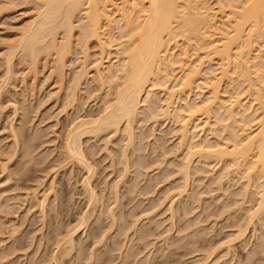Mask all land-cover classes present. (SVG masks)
<instances>
[{
    "label": "bare ground",
    "instance_id": "bare-ground-1",
    "mask_svg": "<svg viewBox=\"0 0 264 264\" xmlns=\"http://www.w3.org/2000/svg\"><path fill=\"white\" fill-rule=\"evenodd\" d=\"M31 1L37 7L36 14H35L36 16H34L27 23V25L23 27V29L20 31V33L15 36V39L12 38L13 40L10 39L11 41L9 40V42H7L8 41L7 40L6 41L7 43H4L7 45V46H5V49L8 48V51L5 50V51H7L5 57L2 58V60H4V58H5V60H4L5 61L4 62L5 67L4 68H5V72H6V75H5L6 77L3 74L5 79H4V77L3 78L0 77L1 80L7 79L9 81L12 78V76L14 75V74H12V70H14L13 71L14 73L16 72L15 69H12L13 67H11V65H12L11 62H13L12 61L13 56L14 55L17 56V54H16L17 52L19 54V57H21L20 59H22V57L24 58L25 56L28 57V59H29L27 62L28 66H26V67H29L33 71V73L36 72L34 75H36L38 73L37 69L39 68L38 66H37L38 68L36 67V63L39 60L40 55H43L42 58H45L44 61H46L48 63V66L50 67L49 76L52 78L51 80L54 81V82L53 81L52 82L54 84L55 83L58 84V86L56 87L59 89L58 92H57V89H54V92H55V90L57 92V93H55L56 96L59 94L61 89L64 88L65 91L68 90L64 94L65 97L62 98V99H64V101L61 100L62 104H63V106L61 105V107H62V109H61L62 111L60 110L61 113H63L64 110L67 113L66 110L69 107L70 110L73 108L74 112H77L76 115L83 111V110H80L81 112H79V109L76 111V109L78 108L77 106H80L78 103V100H77V98L79 97V96H77V91H79V90L82 91V89H80V87L84 83L83 81H85V79H87L89 74H91L89 76L91 79L90 78L89 79L97 83L96 86H98V88H96V90L102 89L101 91H103L104 88H108V87L113 88L112 92L108 89H107V91H106V89H104L105 91L103 93L98 90L100 92V94L102 93L104 95L100 96L101 97L100 100L102 102V105L100 108L98 107V110H96L97 111L96 113L94 112L95 113L94 115H92V112H91L93 109L91 111H89L90 114L86 111L88 114L82 113L80 115L78 114L77 116H75L74 115L75 113L73 112L74 114L70 115V116H73V118L71 120L69 118V121H66L67 119L65 120L66 123L67 122L68 123L65 126L66 130H65L64 134H62L61 135L62 137L60 138V139H62V140H60V141H62V143H61V145H59L61 151L60 152L58 151V156L61 155L60 159L62 162H60L61 164L59 163L60 164L59 167L65 168V166H66L65 169H67V167H70V169H68V173H70V176L73 174L72 171L74 169L76 171V168H77V172L79 171L78 168L79 169L81 168L80 171L82 169L85 170L84 174H86V173L87 174L84 175V178L82 176L81 182H78V183L82 184V187H83L82 190L85 191L86 197H88L86 201H88V204H90V207H91V203L94 206L97 204V203L95 204V202H97V201L100 202L101 200H99L98 192L96 191V193H97L96 194L94 191L95 187L93 189L94 185H92V182L94 180H91L93 178L92 176L94 175L93 173H95V171L97 170V169L96 170L94 169L96 164L94 167L92 164L93 161L95 162V158H94V160H92V162H91V159H92V157H95L94 156V154H95L94 153V149H95L94 146H96L97 144L96 145H94V144L97 143L96 141L98 138L96 139L94 144L92 142L88 143V142H90L89 139H91L92 137L96 138L98 136L100 139V135L102 132L105 133L104 135H107L106 133H109V135H112L114 137V136H116V133L120 131L122 136L120 134L121 137L119 139L118 138L119 136L117 133V136H118L117 138L119 140L116 138L117 142H114L117 144L121 143V144H118L119 145L118 146L119 147L118 152H119V157L121 159V161L119 163L122 164V162H123L124 166H122L123 168L119 169V173L121 170V172L123 174H119V175L126 174L128 172L129 167L133 166V165L135 166V169H136L135 170L133 168V171L135 170L134 174H135V172L138 171L139 173H137V174H139V175L143 174L144 175V173H142L144 171V168L148 165L150 167V164L148 163V165H147L148 161L146 162V164H144V162L142 160L144 156L141 159V157H140L141 155L139 156V153H138V155L136 154L135 157L133 154L136 153L135 149L138 152L141 150L140 149L141 148V145H140L141 141H139V140H141L142 138L143 139L146 138L145 137L146 135H144L145 138L142 137L143 134H145L146 132H143V128H142V131L140 130L141 131V133H140L139 129L137 128L139 133L137 132V130H136V132L138 134L135 133L134 132V129L136 128L135 123L139 122L138 124L140 125V123L143 120L144 121H146L148 119L151 120V118L156 120V119H158V117H161V119L163 121L165 120L164 123L167 122L166 119L172 120L175 122L176 121L180 122V124L178 126L179 132L177 130V132L179 134L177 136H179L178 139L180 141L178 143H179L180 147L181 146L183 147V145H185L184 146L185 148L187 147L186 148L187 150L185 149V152L184 151L182 152V150L179 151V152H181V154L184 153V155L182 154L181 157L179 155V157L181 158L180 161L178 158H177L178 160H175L176 164L173 163L175 168L173 169L172 168L173 166H171L172 170L169 169V170H171V172H173V170H174L175 172H177V174L180 175V178H178V179H181V183L179 182L180 186L177 185L178 191H176V192H178V194L179 193L181 194L182 191L184 192V190H186V188H188V182L193 175L195 176V174L199 173V172H201V175L203 174L201 165L205 164V165H208L207 167H209L210 165H212L210 163H213V162L215 163V161H216V163H218V161L222 162L225 159L224 160L225 163H224L223 167L221 166V169H220L218 175L216 176L217 178L214 176L212 177V175H211L212 172L209 171L210 172L209 175H211L210 177H212V178H209L210 181L211 182L217 181L218 187L220 190V188L223 187L222 184L224 182L223 180H221V178L224 176L225 180L228 182L233 177L232 174H235L234 176H238V178H242V179L245 178L244 183L241 182L242 186L240 188H243V193L245 192V194H249V192L251 191L252 181H253V180L252 181L250 180V178H252L250 173H252L253 175L255 174L257 176V179L259 180L258 185H256L257 186L256 188H258V190H256V195H257L256 206H254V207L251 206L252 208H248L246 210L245 214L242 213L243 214L242 216H244L247 219V220L245 219L246 224H249L252 221H255V219H257V220L260 218L262 219V216H264V50H263L264 48L261 46L264 45V0H220V1L217 0L221 3L217 4L219 2L215 1V3L218 5V9L216 7V10L213 7H212L213 9L211 8L212 5L210 6L209 0H31ZM224 8L226 9V11L223 10ZM217 10L218 11L223 10L221 16H219V17L216 14L218 12ZM221 11L219 13H221ZM177 39H180L179 41L182 40L181 43L179 42L180 44H178ZM256 41L258 42V44H261L260 47L258 46V50H257V48H255V47H257L256 46L257 44L255 45ZM252 45H255L254 48L257 51H255V49L252 48L253 47ZM190 47L193 50H195V52H197L196 50H198V52L199 51L201 52V53L197 52L198 53L197 54L195 52H192V50H191L190 56L196 57L195 59L193 57V59H194L193 61H190L192 58L191 57L188 58V55H187L189 53L188 49ZM90 48H96V50L94 49V51L91 50L94 53L93 57H95V59L94 58L91 59V56L93 53L90 52V50H89ZM260 48L263 50V53L261 52L262 50ZM189 51H190V49H189ZM20 53L22 56H20ZM193 53L195 55H193ZM73 54H76L77 56L73 55ZM110 54L111 55L113 54V55L111 56ZM0 57H1V55H0ZM16 58L17 57H15V59ZM17 59H19V58H17ZM70 60H73V61H70ZM214 60H215V62H214ZM26 61H27V59L25 61L23 60V62H26ZM87 61L92 62L94 64L91 63V65L89 64V66H88ZM72 62H74V63H72ZM104 62L106 64H104ZM47 63H44V64H47ZM68 63L72 64L73 66L77 65V67H76L77 69L73 68V66L70 67L71 65L69 66ZM1 65H4V64H1ZM92 66H93V73H90V72H88L89 71L88 68L90 69V68H92ZM67 67H68V69H67ZM69 68H72L71 69L72 75L69 74L70 73L68 71ZM31 70H30V72H32ZM231 73H234V74H231ZM26 74H28V72ZM66 74H68V77H69V75L71 76V77H69L71 80L70 82H69V79H65L67 77ZM16 75H18V74H16ZM16 75H14V77ZM230 75L231 76L235 75V76L232 78ZM23 78H24V76H23ZM46 78H48V77H46ZM223 78L227 79L225 81V84H224L226 86H223V88L225 87V89H227L226 91H230V89L232 90L229 92V96L227 95V98L223 97L221 95V93L223 91L221 89L222 88L221 82H223ZM117 79H119L120 81L118 82ZM233 79L235 81L237 80L238 85H240V86H238L240 91H237L238 89H236L237 84L234 85V86H236V88H233L239 94H237L232 89L231 82ZM65 80H68L67 85L65 84V82H66ZM92 81H90V82H92ZM68 83H70V84H68ZM233 83H234V81H233ZM87 84H89V83H87ZM95 84H94V86H95ZM229 84L231 86L230 89H229ZM0 85H1V83H0ZM2 86H3V84H2ZM4 88H5V86H4ZM8 90H10V89H8ZM63 90H61V91H63ZM246 90H247L248 96L252 95L254 100L256 99L255 100L256 105L254 104L255 106H253V103H252L253 99L251 100L252 105H250L251 103L248 105L249 101H248V103H247V101L245 103L244 102L245 100H243L244 97L242 99H239L242 96V93H243L242 91L246 92ZM2 91H5V90H2ZM108 91H110V92H108ZM6 92L7 91H5V93ZM248 92L250 93V95ZM52 94H54V93H52ZM50 95H51V92H50ZM80 95H82V94H80ZM223 95H225V94H223ZM237 95H241V96L237 97ZM85 96L83 98L87 99L89 95H87V97H85ZM109 96H111V97L109 98ZM194 96H195V98H194ZM52 97L56 98L55 96H52ZM50 98H51V96H50ZM13 100H14V97H13ZM83 100H85V99H83ZM100 100H99V102H100ZM223 100H229V102H228L229 106L224 105ZM249 100H250V97H249ZM79 101H80V99H79ZM16 102H19V101L17 100ZM77 103H78V105H77ZM100 103H99V105H100ZM95 104H96V102H95ZM23 106H24V104H23ZM226 106H228V107H226ZM25 107H23V108H25ZM82 108H84V107H82ZM60 111L58 113H60ZM26 112H29V111L27 110ZM218 112L220 113L219 117H221L220 122H222L223 120L225 121L224 124H222L223 122L221 124H219L220 122H218V124L220 126V128L217 127V128H219L218 130H220V132H223V133L225 132L224 131L225 128L229 129L230 132L232 131L231 134H230V132L228 134V136H230L231 140L234 142L232 145L230 144L231 145L230 149H228L230 147V145H227L226 140H225L226 136H223L225 138L221 137V140H224V141H221L220 139H217V137L216 138L214 137L216 139L215 143H209V142L204 143V141H208L209 137L211 138V136H209L211 133L210 130L212 129L210 118L212 116H215V118H216L217 114H214V113H218ZM66 113H65V115H66ZM199 117H201V119ZM25 118H27V117H25ZM215 118H213L214 121H213L212 125L215 124V126H217L218 125L217 124L218 118L217 119H215ZM153 121L151 120V122H153ZM26 122H27V120H26ZM156 122H157V120H156ZM156 122L154 121L153 123H156ZM159 122H161V124H162V121H158V123ZM175 122H173L174 125H175ZM178 122H176V124ZM17 124H19V123H17ZM143 124H144V122H143ZM208 124L210 126H208ZM139 125H138V127H139ZM154 126H155V124H154ZM254 126H255V128H254ZM24 127H26V126L24 125ZM142 127H144V126H142ZM147 127H148V125H147ZM152 127H153V125H152ZM213 128L215 129V127H213ZM251 128H253L254 130H252ZM171 129H173V128H171ZM196 129H198V132L200 131L202 133L201 135H204V137H201L199 134L200 132H199L197 135L198 137H196L197 138L196 139L194 137V135H196V133H197ZM205 129L208 130V132H206ZM21 130H22V125L20 126V131H19V129L18 130H15L14 128L12 129V133H13L15 143L16 142L20 143V141H21V140H19L20 139L19 137H21V135H23V133H22L23 131H21ZM146 130H147V132H149L148 128H146ZM152 130H151V132H152ZM36 131L34 129L35 133H36ZM40 131L41 130H39V132ZM153 131H155V130H153ZM142 132H143V134H142ZM223 133L221 134V136L224 135ZM41 134L43 135L44 133L42 132ZM139 134H141V135H139ZM37 135H38V133H37ZM37 135H35V136H37ZM102 135H101V138H102ZM138 135L140 137H138ZM149 135H150V133H149ZM149 135H147V137ZM35 136H33V137H35ZM238 136H239V139L235 138ZM59 137H60V135H59ZM104 137L107 138L108 136L107 137L104 136ZM156 137L157 136L155 134L154 138H156ZM105 138L103 139L105 142L106 141L108 142V139H110V138H108L105 140ZM3 139H4L3 137H0V142H2ZM26 139H27V136H26ZM113 139H115V138H113ZM113 139H111V140H113ZM159 139H162V136ZM155 140H158V139H155ZM165 141H163V142H165ZM107 142L104 144L108 145ZM110 142H112V141H110ZM23 143L27 145L28 142H27V140H23ZM229 143L230 142H228V144ZM1 144L2 143H0V146H1ZM144 144H147V143H144ZM148 144H150V143L148 142ZM181 144H183V145H181ZM106 145H105V147H106ZM147 145H145V146H147ZM152 145H154V144H152ZM155 145H156V142H155ZM157 145H159V144H157ZM163 145H162V147H163ZM14 146L17 147L16 144ZM33 146L34 145H32V147ZM115 146H117V145H115ZM28 147L29 146L27 145V147L24 148V151L19 148L21 151H23V153H21V154H23L22 156L27 155L26 151L31 153L29 151L30 149L33 152V148L30 146L28 149ZM137 147H140V148H137ZM153 147H152V149H153ZM155 147H157V146H155ZM158 147H160V146H158ZM162 147L160 149H163ZM157 148H155V149L157 150ZM169 148L167 149L169 151L168 154L173 153L171 151V149L169 150ZM164 149L166 151L165 146H164ZM0 150H2V149H0ZM113 150H115V149H113ZM156 150H155V152H156ZM160 151H164V150H160ZM160 151H158V152H160ZM6 152L7 151L5 150V155L7 154ZM18 152H20V151H18ZM97 152H98V150H96V153ZM108 152H109V150H108ZM116 152H115V154H118V152L117 153ZM176 152H177V150H176ZM176 152H174V153H176ZM129 153H130V156H129ZM9 154L12 157L14 156L12 154V152H10V151H9ZM108 154H109V156H110V154H111V156L113 155V159H115L114 158V155H115L114 152H113V154H112V152L108 153ZM131 154H132V157H131ZM165 154L166 153H164L163 155H165ZM158 155H160V154H158ZM163 155H162V157H163ZM156 156H154V157H156ZM174 156H178V155H174ZM34 157H36V156H34ZM130 157H131V160H130ZM148 157H151V156H148ZM159 157H161V155ZM195 157L197 158V162H199L200 164L202 163L201 165L199 163H198L199 164L198 166L192 165L193 163L194 164L196 163L194 161ZM22 158H24V157H22ZM145 158H146V154H145ZM60 159L58 158V160H60ZM155 159L152 158L151 161H149L151 163V167L154 166L157 162L159 164V160L161 158L156 159L157 162L154 164L153 161H156ZM173 159H174V157H173ZM9 160H10V158L7 159V161H9ZM31 160H32V158H31ZM31 160L28 162L31 163ZM145 160H147V159H145ZM170 161H172V160H170ZM170 161H169V163H170ZM176 161H178V162H176ZM36 162L37 161H35L34 163H36ZM161 162H163V161H161ZM161 162H160V164H161ZM24 163L27 164L26 162H24ZM40 163H41V161H40ZM5 164H6V162H5ZM152 164H154V165H152ZM170 164H172V162ZM7 165H8V163H7ZM7 165H4L3 167L5 168ZM67 165H69V166H67ZM25 166H24L25 169L29 168V166H28V168H27V165H25ZM167 166L164 165V168ZM169 167H170V165H169ZM17 168H18V166H17ZM142 168H143V171H142ZM210 168L212 169L211 166H210ZM25 169H22V171H25ZM211 169H209V170H211ZM248 169H252V171H250ZM14 170H15V172H17L16 170H18V169H14ZM242 170H244V171H242ZM22 171L20 170L19 173H22ZM63 171L65 172L66 170L63 169ZM162 171H164V169ZM240 171H242L244 173L241 175ZM248 171H249V173H247ZM10 172H12V171H10ZM13 172H12V174H15V172L14 173ZM129 173H131V172H129ZM167 173H170V172H167ZM206 174H208V173L206 172ZM10 175H11V173H10ZM16 175H17V173H16ZM18 175L20 176V174H18ZM171 175H170V178L172 177ZM124 176H126V175H124ZM133 177H135V176H133ZM167 177H168V174H167ZM199 177H201V176H199ZM8 178L12 179L10 177H8ZM126 178H129V177H126ZM198 178L196 177L194 179H196L198 181ZM218 178H219V180H218ZM15 179H16V177H15ZM72 179L70 178V180H72ZM124 179L122 181L125 182ZM161 179H163V178L161 177ZM115 180L117 181V183H115ZM130 180H129V182L131 183L133 180L132 181H130ZM136 180L137 179L135 178V181H133V182H136ZM201 180L202 179H199V181H201ZM6 181L8 182V180H6ZM11 181H13V180H11ZM75 181H76V179H75ZM78 181H80V180H78ZM113 181L115 183L113 185L114 190L112 191L108 187V189L110 190V191L109 190L108 191L111 194L109 193L110 195H108L107 199L110 196L111 202L110 201H109L110 203L107 202V205H109V206H107L108 207L107 210H106V208H104L106 216L100 212L98 214H101L102 216H104V218L107 217L105 219H109L110 225L111 226L113 225V227H115L114 223L120 217L119 213L121 212V209H122L120 207L121 201L119 202V200L121 199V197H120L121 191L119 190V183H121V182L118 183V181H120L119 178H118V180L113 179ZM210 181H208V182H210ZM129 182H127V183H129ZM194 182H196V181H194ZM137 183L136 184L134 183L132 185L136 186ZM197 183H199V182H197ZM8 185H10V183ZM58 185L59 184H57V186ZM108 185H110V183ZM127 185H130V184H126V186ZM168 185H167V187H168ZM175 185H176V183H175ZM175 185H171V186L174 187ZM13 186L14 185L12 184L11 187L14 189ZM68 186H69V184H68ZM135 186H133L132 188L134 189ZM233 186H235V185H233ZM169 187H168V190H170L172 188V187L171 188H169ZM178 187H180L181 189L179 190ZM203 187H205V185ZM128 188H130V187H128ZM136 188H138V187L136 186ZM13 189H11V190H13ZM227 189H224V190H227ZM54 190H56V189H54ZM103 190L101 192H103ZM144 190L146 191L147 189H144ZM144 190H143V192H141V191H139V192L145 193ZM150 190H151V188H150ZM3 191H5V190H3ZM6 191H8V190H6ZM133 191L131 192V189H130V193L136 194L138 192L137 191L135 193V190H133ZM127 192H128V190H127ZM87 193H88V195H87ZM141 193H139V194H141ZM148 193L149 192H147L146 194L148 195ZM243 193H241V194H243ZM3 194H5V192H3ZM6 194H7V192H6ZM6 194H5V196H6ZM46 194H48V193H46ZM56 194H53V195H55V197H57ZM71 194H72V192L69 194L70 197H68V199L72 197ZM121 194H123V193H121ZM178 194H176V195H178ZM239 194H240V191H239ZM13 195H11V196L9 195V196L12 197L13 200L14 199L16 200L19 194L16 195V198L13 197ZM81 195H82V193H81ZM123 195L125 196V194H123ZM84 196H85V194H84ZM102 196L103 195L101 194L100 199H102V201H104ZM124 196H122V197H124ZM166 197H168V196H166ZM57 198H58L57 200H59V197H57ZM141 198H143V197H141ZM192 198H193V196H192ZM9 199H8V201H9ZM176 199H178V198H176ZM130 200H131V198H130ZM5 201H4V203H5ZM8 201H6L5 204H7ZM12 201H11V203H12ZM39 201H40L39 205L42 209V215H44L43 212L45 211V208L48 209V206H47L48 203L52 202V205L54 203H55V205H57L56 199H55V202L54 201L47 202V196L46 195L42 198V200L40 199ZM90 201H91V203H89ZM144 201H142V203ZM242 201H243V198H242L241 202ZM138 202H140L139 199H138ZM160 202H162V201H160ZM4 203H3V205H4ZM11 203H9L10 206L12 205ZM153 203H154V201H153ZM173 203H175V202H173ZM173 203L170 202L171 205ZM181 203H183V202H181ZM181 203H180V205H181ZM9 204L5 206L6 208L9 207L8 209H10L12 207V206L10 207ZM13 204L15 205V202ZM58 204H60V203H58ZM62 204H61V207H62ZM104 204H105V201H104ZM104 204L102 203L103 207H104ZM110 204H112V205L110 206ZM122 204H123V201H122ZM135 204L133 207L131 205V207H130L131 210L132 209L134 210V208L136 206ZM155 204L158 205V203H154V205ZM170 204L168 203V205H170ZM239 204H241V203H239ZM55 205H53L54 211H56ZM152 205L149 208L153 209L154 205L153 206ZM171 205L168 207L167 210L168 211L170 210L169 211L171 213L170 219H171V221H173L174 219H173L172 215H174V211L177 210V208L172 205L173 207L176 208V209H174ZM50 206H49V210L52 208V207L50 208ZM13 207H12V209H14ZM100 207H101V205H100ZM124 207H127V206H124ZM138 207H139V205H138ZM141 207H142V205H141ZM17 208H19V205L17 206ZM57 208H60V207H57ZM92 208H94V207H92ZM92 208H90V209H92ZM95 208H94V211H95ZM119 208H121V209H119ZM242 208H244V207H242ZM90 209L88 212H92V211H90ZM99 209H100L99 211L103 212V210H102L103 208L102 209L99 208ZM146 209L144 211H146ZM152 209L150 211H152ZM66 210H68V209H66ZM127 210H128V208H127ZM189 210H190V208H189ZM62 211H65V210L62 209ZM96 212H98V211H96ZM139 212H140V210H139ZM148 212H149V210H148ZM13 213H15V212H13ZM58 213H56V214H58ZM144 213L141 212L140 214L138 213V215L142 216L141 214H144ZM149 213H151V212H149ZM149 213H145V214L148 216ZM183 213H185V212H183ZM6 214H7V212H6ZM53 214L54 213H52V215ZM86 214L87 213L81 214L78 217L79 220H78V218L76 219L78 222L76 221L77 223L75 222L76 223V224L74 223L75 225L72 223L73 226L71 225L72 226L71 228L67 227L69 229L66 231L65 234H63L62 237H57V240L55 241V242H57V243H55V246H56L55 250L57 249L58 252H56V254H55L54 253L55 251H53L54 254L51 252L52 255L50 256V254H49V256H48V257H50V258H48V260H50V262L53 261L52 264H64L62 262L64 261V257L66 255H69V256H66L67 258L68 257H69V259L72 258L71 257L72 251H70V250L72 248H74L73 242L76 243V241L73 239L74 238L73 235H74V232H77V229H80V227H82L84 225V223H86L85 222V219L87 218ZM92 214H94V212H92ZM128 214H129L128 215V217H129L130 213H128ZM5 215L3 217H6ZM8 215H10L9 212H8ZM54 215H53V218H54ZM58 215H56V216H58ZM89 215H90V213H89ZM101 215H98V217ZM122 215H123V213H122ZM45 217H47V215ZM60 217H62V216H60ZM93 217H94V215L92 216V218ZM98 217H97V221H98V219L99 220L102 219L101 221H103V218H98ZM136 217H138V216L136 215ZM150 217H152V216L150 215ZM244 217H242V218L244 219ZM88 218L90 220L91 216ZM95 218H96V216H95ZM95 218H94V220H96ZM134 218H135V216H134ZM45 219L46 218H44V220ZM135 219H137V218H135ZM10 220H11V218L9 219V221ZM134 220H132V221L134 222ZM148 220H149V218H148ZM61 221H62V219H61ZM86 221H88V219H86ZM10 222H12V220ZM13 222H14V219H13ZM47 222H48V220H47ZM98 222H100V221H98ZM133 222H132V224H133ZM242 222H243L242 224H244V221H242ZM51 223H52V221H51ZM6 224L8 225V223H6ZM10 224L11 223H9V225ZM132 224L130 223V225H132ZM242 224H240V226ZM252 224H254V223H252ZM7 225H5L6 229L8 227ZM172 225H173V223H172ZM61 226H64V225L61 224ZM92 226H93V224H92ZM111 226H108V227L111 229V228H113ZM191 226H192V224H191ZM245 226L246 225H244V228H246ZM136 227H138V226H136ZM11 228H15V227H12V224H11ZM59 228H60V225H59ZM105 228H107V227H105ZM15 229H14V231L16 232ZM104 229H103V231H104ZM54 230H56V229H54ZM99 230H100V228H99ZM8 231H9V229H8ZM238 231H239V234L237 233L238 237H239V235L241 237L242 234L244 235V233H245L243 230H242L243 233L239 229H238ZM240 231L242 234L240 233ZM3 232H5V231H3ZM7 232H6V234H8ZM93 232H94V230H93ZM102 232L100 234H102ZM12 233H13V231H12ZM12 233L10 231L9 234H12ZM16 235H18V234H16ZM87 235L88 234H86V236ZM102 235H100V236H102ZM114 235L115 234H113V237H114ZM92 236H94V235H92ZM95 236H97L98 239L100 240L101 237H99V235L95 234ZM167 237L168 236H166V239H167ZM16 239H17V237H16ZM18 239L20 240L21 238L18 237ZM102 239H101V242H102ZM105 239H106V237H105ZM12 240H14V239H12ZM99 240L96 241V243L97 242L99 243L100 242ZM18 242H20V241H18ZM26 242H24V243L26 244ZM122 242H123V240H122ZM77 243H78V241H77ZM123 244H121V245H123ZM22 245H23V243H22ZM5 246H3L4 249L3 248L0 249V260L6 258L7 255L9 254V252L7 250H5ZM19 246H17L18 250L20 248ZM57 246L59 249L57 248ZM74 246H75V244H74ZM76 246H78V244ZM117 246H119V245H117ZM15 247H16V245L13 248L11 247L12 248L11 250H13L12 253H14ZM93 247H94V245H93ZM120 247L121 246H119L117 248H120ZM145 247H146V249L148 248L147 246H145ZM232 248H233V246L231 247V249ZM77 249H80V248H77ZM107 249H109V248H107ZM97 250H98V247L96 249V253H97ZM111 250H113V249L111 248ZM226 250H227V248H226ZM226 250H224V251H226ZM228 250H229V248H228ZM119 251H120V249H119ZM93 252H94V254H96L95 251H93ZM21 253H23V252H21ZM135 253H137V252H135ZM109 254H112V253H109ZM93 255L91 254V256H93ZM148 255H150V254L148 253ZM99 256H101V254H99ZM122 256H125V254ZM9 257L11 258L13 256H9ZM9 257L6 258V261L12 262ZM66 257H65V260L67 259ZM109 257H111V256H109ZM133 257H131V258H133ZM135 257L137 258V256H135ZM95 258H97V255H95ZM99 259H100V257H99ZM107 259H109L108 256H107ZM125 259H127V258L125 257ZM45 260L48 261L47 259H45ZM91 260H93V259H91ZM10 262H7V263L9 264ZM69 262H68V264H69ZM203 262L204 261H202V260L201 261L198 260V261H194L193 264H204ZM14 263H15V261H14ZM65 263H66V261H65ZM12 264H13V262H12ZM26 264H27V261H26ZM48 264H49V262H48ZM71 264H75V262H73V263L71 262ZM92 264H93V262H92Z\"/></svg>",
    "mask_w": 264,
    "mask_h": 264
},
{
    "label": "rangeland",
    "instance_id": "rangeland-1",
    "mask_svg": "<svg viewBox=\"0 0 264 264\" xmlns=\"http://www.w3.org/2000/svg\"><path fill=\"white\" fill-rule=\"evenodd\" d=\"M215 1H217V0H209L210 6L212 5L211 8L213 7L216 10V7L218 9V5L217 4H220L221 2H219L220 1L219 0V1H217L219 3L216 4ZM36 10H37V7H36V5L31 0H0V55H1V57H0L1 58L0 59V77L1 78H3L6 75L5 68H4L5 67V63H4L5 62L4 61L5 58H4V60H2V58L5 57V55H6L7 51H8V48L5 49V46H7V45L4 44V43L9 42V40L12 39V38L15 39V36L20 33V31L23 29V27L26 26L27 23L34 16H36L35 15L36 14ZM223 10L226 11L225 8ZM220 11L221 10H219L216 13L218 15V17L221 16V14H222V11H221V13H219ZM177 40H178V44H180L181 41H182V40L179 41L180 39H177ZM255 45L257 47H255ZM255 45H252L253 46L252 48L255 47V48H257V50H258V46L259 47L261 46V44H258L257 41H256ZM261 47L264 48V45L261 46ZM94 49L96 50V48H90L89 50H90L91 53H93L92 51H94ZM189 49H190V51H189ZM189 49H188V52L189 53L187 52L188 53L187 55H188V58H190V57L192 58L190 61H193L196 57L190 56V53H191V50H192V52H195V50H193L191 47ZM5 50H7V51H5ZM257 50L255 49V51H257ZM263 50L261 51L262 53H263ZM196 51L198 52V50H196ZM197 52H195V53H197ZM198 53H201V52L199 51ZM16 54H17V56L16 55L13 56V59H12L13 62H11L12 63L11 67H13L12 69H15V71H16L15 73L18 74V75H16L13 72L14 70H12V74L16 75L15 76L16 78L14 77V75L12 76V78L14 77L15 79L14 78L13 79L11 78L8 81L7 79L4 80L6 76L2 80L0 78V83H1V85H0V88H1L0 89V137H3L4 138L3 141L0 142V143H2L1 146H0V149H2V150H0V153H1L0 154V163H1L0 164V166H1L0 167V194H1L0 195V199H1L0 200V205H1L0 206V237H1L0 238V243H1L0 244V249L3 248V246L6 245L5 246V250H7L9 252V254L7 255V257L13 256L11 258L9 257L10 260L13 262V264H26V261H27V264H46V263L48 264V262H49V264H52L53 261L50 262V260H48V258H50V257H48V256H49V254L51 256L52 253H53V251H55L54 252L55 254H56V252H58L57 249H56L57 251L55 250V248H56L55 243H57L55 241L57 240V237H62L63 234H65L66 231L69 229L67 227H70L71 228L73 226L72 223L74 224L77 221L76 219L81 214H83V213H87L86 214V216H87L86 219H88V221H86V219H85V222L86 223L83 222L84 225L83 226L81 225L82 227H80V229H77V232H74V235H73L74 238L73 239L76 241V243L73 242L75 244V246L73 244V247L74 248H72L70 250V251H72L71 252V257L72 258L69 259V257L68 258L66 257V256H69V255H66L65 257L67 259L65 260V257H64V261L62 262L64 264H68L69 261H70L69 264H71V262L72 263L75 262V264H92V262H93V264L95 262H96L95 264H193L194 261H198V260L199 261H201V260L204 261L203 262L204 264H264V219H263L264 216H262V219L261 218L258 219V220L255 219V221H252L249 224H246L245 223L246 222L245 221L246 218L244 216H242L243 215L242 213L245 214L246 213V210L248 208H252V207L256 206V200H257L256 190H258V188H256L257 187L256 185H258V183H259V180L257 179V176L255 174L253 175L252 173H250V175H251L252 178H250V177L249 178H250L251 181L252 180L253 181H252L251 191L249 192V194H245V192L243 193V188H240L242 186V183H244V181H245L244 179L245 178H243V179L242 178H238V176H234L235 174H232L233 177L228 182L225 180V178L223 176L221 178V180L224 181V182L222 181L223 182V184H222L223 187L220 188V190H219L218 182L216 180H215L216 182H211L209 178H212L213 176L216 177L218 175V173H219V171L221 169V166L223 167V165L225 163V161H224L225 159L222 162H219L218 161V163H216V161H215V163L214 162L213 163H210V164H212V165H210L212 167V169L214 168L212 170L210 168V166L207 167L208 165H205V164L204 165H201L202 163L200 164L199 162H197V158L195 157L194 161L196 163L195 164L193 163L192 165H197L198 166L200 164L202 166V173L203 174L201 175V172L196 173L195 176L192 174L193 176L190 178V180L188 182V188H186V190H184V192L182 191L183 193L182 192H181V194L179 193L180 194L179 195L178 192H176V191H178L177 185L180 186L179 182L181 183V179H178V178H180V175L177 174V172H175L174 170H173L174 173L171 172V170H172L171 169V166H173L172 167L173 169L175 168V166L173 164V163H175V160H178L179 159V161H180L181 160L180 157L182 156V154L184 155V153L181 154V152H179V151L182 150V152L183 151L185 152V149L187 147L185 148L184 147L185 145H183V144H181V145H183V147L182 146L181 147L179 146V143L178 142H180V141L178 139L179 136H177V135H179L178 134V132H179L178 126H179L180 122H178V121H176V122H178L176 124L175 121L166 119L167 122L164 123L165 120L163 121L161 119V117H158V119H156L157 122H156V120H154L153 118H151V120L152 121L154 120L156 123H153L154 121L151 122L150 119H148L149 121L146 120L147 122L143 120L140 123V125L138 124L139 122L135 123V126H136V128L134 129V132L135 133H137V132L139 133L140 130L142 131V128H143V132H146L145 134H143V132H142V134H143L142 137H144V135H146L145 136L146 138L144 137L145 139L142 138L141 140H139V141H141L140 142L141 143L140 144L141 145V148L140 147H137V148H140L141 150L142 149L143 150L142 151L140 150L141 152L140 151L138 152L135 149L136 153L135 154L132 153L134 155V157H135L136 154L138 155V153H139V156L141 155L140 156L141 159L144 156L143 159H142L143 162H144V164H146L147 161H148L147 162V165H148V163L150 164V167H149V165L146 166L144 168V171H143V168H142V171H143L142 173H144V175L143 174H141V175L137 174V173H139L138 171L135 172V174H134V171L136 170L134 165L129 167L128 172L126 174H124L126 176L119 175V174H123L121 172V170H120V173H119V169L123 168L122 166H124L123 162H122V164L119 163L121 161V159L119 157V152H118L119 151V149H118L119 148L118 147L119 145L118 144H121V143H118L117 144V143H114V142H117V139L118 138L120 139V137L122 136V134L120 133V131L117 132L119 137L117 136V133H116V136L113 137L112 135H109V133H106L107 135H104L105 133L102 132L101 135L103 134L104 136H106V137L108 136V137L105 138L102 135V138H101V135L99 134L100 135V139H99V136L96 137V138L95 137L94 138L92 137L91 139H89L90 142H88V143H91L92 142L94 144V142L98 138L97 141H96L97 143L94 144V145L97 144L96 146H94V148H95L94 149V153L96 155L94 154L95 157H92V159H91V162H92V160H94V158H95V162L96 163L93 161L92 164H93V167L96 164V166L94 167V169L95 170L97 169V170L95 171V173H93L94 175L92 176L93 178L91 180H94L93 182L95 184L92 182V185H94L93 186V189L95 187V190L94 191H95V193H96V191L98 192L99 200H101L100 201L101 203L98 202V201L95 202V204L96 203L97 204L94 205V206H93V204L90 201L89 202V203H91V207H90V204H88V201H86L88 197H86L85 191L82 190L83 189L82 184L81 183H78V182H81L82 176L84 178V175L87 174V173L84 174L85 173V170L82 169L80 171L81 168L80 169L78 168L79 171L77 172V168H76V171L74 169L72 171L73 174L71 173L72 175L70 176V173H68V169H70V167H67V169H65L66 166H65V168L62 167L64 170H66L65 172L63 171V169L61 167H59V165L61 164L60 162H62L61 159H60L61 158V155H60L61 153L59 154L60 156H58V151L59 152L61 151L59 145H61V143H62V141H60L62 139H60V138L62 137L61 135L64 134V132L66 130L65 126L68 123V122L66 123V121H69V118H70V120L73 118V116H70V115H72V114L75 113L74 115L77 116L78 114L79 115L82 114V113L83 114L84 113L86 114L87 112L90 114L89 111H91L92 109L93 110L91 112H92V115H94L97 112L96 110H98V107L100 108L101 105H102V102L100 100L101 99L100 96L101 95H104V94H102L105 91L104 89H106V91L108 89V90H110L112 92V89L113 88H109V87L108 88H104L103 91H101L102 89L101 90H99V89L96 90V88H98V86H96L97 83L94 82V81H92V80H90L91 78L89 76L91 74H89L88 77H87V79H85V81H83L84 83L81 85L82 88L80 87V89H82V91H80V90H79L80 92L77 91V96H79L78 98L80 99V101H79L78 98H77V100H78V103H79V105L81 107L80 106H77L78 108L76 107L77 108L76 111L78 109H79V112H81L80 110H83V111L81 113H78L76 115L77 112H74V109L73 108L70 110V108L68 107L67 110H66L67 113L65 112V110L63 111V113H61V111H62L61 110L62 109L61 105L63 106L61 100L64 101V99H62V98L65 97L64 94L68 90L65 91V89L63 88L64 90L63 89H61L63 91L60 90V92L58 94L59 96L58 95L56 96L55 93H57L58 90H59L58 88H56L58 86V84L57 83L54 84L53 83L54 81L51 80L52 78L49 76L50 67L48 66V63L46 61H44L45 58H42L43 55H40L39 60L36 63V67L37 66L39 67V68L37 67L38 68L37 69L38 70L37 71L38 73L36 74L37 75L36 76V75H34L36 72L33 73V71L29 67H26V66H28V63H27L28 60H29L28 57L25 56L24 57L25 59L22 57V59L24 61L27 59L26 62H23V60L20 59L21 57H19L18 52ZM73 55H76V54H73ZM93 55H94V53L92 54L91 59H93V58L95 59V57H93ZM193 55H195V54L193 53ZM20 56H22L21 53H20ZM15 57H17L19 59H17V58L15 59ZM193 57H194V59H193ZM70 61H73V60H70ZM214 62H215V60H214ZM44 63H47V64H44ZM72 63H74V62H72ZM91 63L92 62H88L87 65L88 66H89V64L91 65ZM1 64H4V65H1ZM92 64H94V63H92ZM104 64H106V63L104 62ZM68 65L69 66L71 65L70 67L73 66L70 63H68ZM68 67H67V69H68ZM76 67H77V65L73 66V68H76ZM71 69L72 68H69V70H68L70 72L69 74L72 73V70ZM30 70L32 72H30ZM88 70H89L88 72L93 73V66L90 69L88 68ZM27 72H28V74H26ZM3 74H4V76H3ZM231 74H234V73H231ZM66 75H67V77L65 79H69V82H70L71 80H70L69 77H71V76L69 75V77H68V74H66ZM23 76H24V78H23ZM234 76L235 75H233L231 77L233 78ZM46 77H48V78H46ZM226 80L227 79H224L223 78V82H221V85H222V88L221 89L223 91L225 90L224 92L221 90L222 91L221 95L223 97H226L227 98V95L229 96V92L232 91L230 89V87L232 86V89H233V88H236V86H237V88H236V89H238L237 91H240L239 90V87H238L240 85H238L237 80L235 81L233 79L232 82H231L232 85L230 86V84H229L230 91H226L227 89H225V87L223 88V86H226V85H224ZM65 81H66L65 84L67 85V81L68 80H65ZM90 81H92V82H90ZM117 81L119 82L120 80L117 79ZM233 81H234V83H233ZM86 82L89 83V84H87ZM93 83L94 84L96 83L95 86H94ZM2 84H3V86H2ZM68 84H70V83H68ZM235 84H237V85L234 86ZM4 86H5V88H4ZM8 89H10V90H8ZM54 89H57V92H56V90L54 92ZM2 90H5L7 92L5 93V91H2ZM98 90L101 91L102 93L100 94V92ZM233 90L237 93V91L235 89H233ZM110 91H108V92H110ZM50 92H51V95H50ZM78 92L80 94H82V95H80ZM242 92L244 94L242 93V96L241 95H237V97L241 96L239 99H242L244 97L245 99L243 98V100H245L244 101L245 103H246V101H247V103L249 101L248 105L251 103V100L253 99L252 100V103H253V106H255L256 105L255 104L256 103V101H255L256 99L254 100V98H253L252 95L251 96H248L247 90H246V92L245 91H242ZM52 93H54L55 95L52 94ZM223 94H225V95H223ZM237 94H239V93H237ZM87 95H89L87 99L86 98H83L84 96L87 97ZM249 95H250V93H249ZM50 96H51V98H50ZM52 96H55L56 98H54ZM13 97H14V100H13ZM110 97L111 96H109V98ZM249 97H250V100H249ZM194 98H195V96H194ZM83 99H85V100H83ZM17 100L20 103L19 102H16ZM99 100H100L101 103L99 102ZM95 102H96V104H95ZM98 102L100 103V105H99ZM228 102H229V100H223V104L224 105H228L229 104ZM78 103H77V105H78ZM252 103L250 105H252ZM23 104H24V106H23ZM22 106L23 107L26 106V107L23 108ZM228 106H226V107H228ZM82 107H84V108H82ZM26 109L29 112H26L27 111ZM59 111H60V113H58ZM65 113H66V115H65ZM214 114H217L216 115V118H215V116H212L213 114L211 116L213 118H215V119H217L220 116L219 115L220 114L219 112L218 113H214ZM25 117H27V118H25ZM201 117H199V118L201 119ZM212 117L210 118L211 119L210 122H211V128L212 129L210 130L211 133L209 132L210 135L208 134L209 136H211V138L208 136L209 137L208 141H204V143H206V142L207 143L208 142L209 143H215V141H216L215 138L216 137H217V139H220L221 140V137L226 136V138L225 137H223V138H225L227 145H230V144L232 145L234 142L231 140L230 136H228L230 130L225 128V130H224L225 132L224 133L223 132H220V130H218L220 128L219 124H221L222 122H223L222 124H224L225 121L223 120L222 122H220L221 117H219L217 119L218 120L217 121V124H218V122H220V123L217 126H215V124L212 125L213 124V121H214V119ZM26 120H27V122H26ZM158 121H162V124H161V122L158 123ZM143 122H144L145 125L143 124ZM173 122H175V125L176 126L173 124ZM17 123H19V124H17ZM137 124L139 125V127H138ZM154 124H155V126H154ZM21 125H22V130L21 131H23L22 132L23 135H21V137H19L20 138L19 140H21L22 142L20 141V143L19 142L18 143L17 142L15 143L14 137H13V133H12V129L13 128L15 130H18L19 129V131H20V126ZM24 125L26 127H24ZM141 125L144 126V127H142ZM147 125H148V127H147ZM152 125H153V127H152ZM208 126H210V125L208 124ZM149 127L150 128L152 127V128L150 129ZM213 127H215V129ZM217 127H219V128H217ZM137 128L139 129V131L137 130ZM146 128H148V130L150 129L149 132H147ZM171 128H173V129H171ZM254 128H255V126H254ZM34 129H35V131L38 129L36 131V133L34 132ZM152 129L155 130V131H153ZM251 129L254 130L253 128H251ZM39 130H41L40 132L41 133L43 132L44 134L42 135L39 132ZM136 130H137V132H136ZM151 130H152V132H151ZM177 130H178V132H177ZM196 130H197V133H196V135H194L195 138L198 137L197 135L200 132V131L198 132V129H196ZM141 131H140V133H141ZM206 132H208V130H206ZM231 132H230V134H231ZM37 133H38V135H37ZM149 133H150V135H149ZM222 133L224 135L221 136ZM120 134H121V136H120ZM155 134H156V136L158 138L157 137L154 138L155 137ZM199 134H200L201 137H204V135H201L202 134L201 132ZM35 135H37V136H35ZM59 135H60V137H59ZM139 135H141V134H139ZM139 135H138V137H140ZM147 135H149L151 138L149 136L147 137ZM26 136H27V139H26ZM33 136H35V137H33ZM161 136H162V139H159ZM104 138H105V140L108 139V138H110V139H108V142L106 141L109 146L106 145V144H104V143H106L103 140ZM113 138H115V139H113ZM235 138L239 139V136L238 137H235ZM111 139H113L114 141L111 140ZM155 139H158V140H155ZM23 140H27V142H28L27 145L29 147L30 146L32 147V145H34L32 147L33 148V152L31 151V149L29 150L31 153H29L28 151H26L27 152V155L26 156H22L23 154H21V153H23L24 148L27 147V145L23 143ZM110 141H112V142H110ZM154 141L156 142V145H155V142ZM163 141H165L166 143L163 142ZM221 141H224V140H221ZM148 142L150 144H148ZM228 142H230V143L228 144ZM144 143H147L148 145L147 144H144ZM151 143L154 144V145H152ZM15 144L17 145V147L14 146ZM157 144H159V145H157ZM105 145H106V147H105ZM115 145H117V146H115ZM145 145H147V146H145ZM162 145H163V147H162ZM231 145H230V147L228 149L231 148ZM153 146L154 147L155 146H157V147L160 146V147H158V148L155 147V148H157V150H156ZM164 146H165L167 152L165 151ZM29 147H28V149H29ZM152 147H153V149H152ZM161 147L163 149H160ZM19 148L21 150H23V151H21ZM168 148H169V150L171 149V151L173 153L176 152V150H177V152L174 153V154L173 153L168 154V152H169L167 150ZM113 149H115V150H113ZM5 150L7 151L6 153L8 155L7 154L5 155ZM96 150H98L97 153H96ZM108 150H109V152H108ZM155 150H156V152H155ZM160 150H164V151H160ZM9 151L12 152V154L14 155L13 156L14 158L12 156H10ZM18 151H20V152H18ZM116 151L118 152V154H115ZM158 151H160V152H158ZM107 152L108 153H111L112 152V154L114 152V154L116 155V156L114 155V158L115 159H113V155L111 156V154H110V156H109V154ZM130 153H129V156H130ZM164 153H166V154L163 155ZM132 154H131V157H132ZM145 154H146V158H145ZM158 154H160L161 157H159L160 155H158ZM162 155H163V157H162ZM174 155H178V156H174ZM179 155H180V157H179ZM34 156H36V157H34ZM148 156H151V157H148ZM154 156H156V157H154ZM22 157H24L25 159L22 158ZM30 157L32 158V160H31ZM131 157H130V160H131ZM173 157H174V159H173ZM6 158L7 159L10 158V160L7 161ZM58 158L60 160H58ZM144 158L147 159V160H145ZM152 158L153 159H155V158L156 159H160L161 158L159 160V164H158V162H157L156 159H155L156 161H153L152 160L154 162V164L156 162L157 163L155 165L152 164L154 166L151 167V163L149 161H151ZM30 160H31V163L28 162ZM170 160H172V161H170ZM35 161H37V162L34 163ZM40 161H41V163H40ZM161 161H163L164 163L161 162ZM169 161H170V163L172 162V164H170ZM5 162H6V164H5ZM24 162H26V163L28 162V163L25 164ZM160 162H161V164H160ZM176 162H178V161H176ZM7 163H8V165H7ZM4 165H7V166L4 168L3 167ZM23 165L24 166L27 165V168H28V166H29V168L28 169H25ZM164 165L165 166L168 165L167 167H165L166 169L164 168ZM169 165H170V167H169ZM17 166H18V168H17ZM67 166H69V165H67ZM21 168L22 169H25V171H22ZM133 168L135 169L134 171H133ZM162 168L164 169V171H162L163 170ZM14 169H18V170H16L17 172H15ZM169 169H171V170H169ZM209 169H211V170H209ZM20 170L22 171V173H19ZM248 170L252 171V169H248ZM10 171H12V172L14 171L15 174H12V172H10ZM205 171L208 174H206ZM209 171L212 172V174H211L212 177H210L211 175H209L210 174ZM242 171H244V170H242ZM242 171H240L241 175L244 173ZM129 172H131V173H129ZM167 172H170V173H167ZM10 173H11V175H10ZM16 173H17V175H16ZM247 173H249V171ZM18 174H20L21 177ZM167 174H168V177H167ZM170 175L172 176L171 178H170ZM133 176H135V177H133ZM136 176L137 177L139 176V177L137 178ZM199 176H201V177H199ZM8 177H10L12 179H9ZM15 177H16V179H15ZM117 177L120 179V181H118V183L121 182V183H119V190L121 191V193L125 194V196L120 193V197H121L122 200L120 199L119 202L121 201V204H122V201H123V204L122 205L120 204V207L122 209L119 208V209H121V212L119 211L120 212L119 213L120 214V217L115 222L116 224L114 223V226L115 227H113V225L112 226L110 225V220L109 219H105L107 217L104 218V216H102L101 214H98V213L99 212L100 213H103L106 216L105 209L104 208H106V210H107V208H108L107 206H109V205H107V202H109V201L111 202L110 196L108 198L109 200L107 199L108 195L111 194L109 192L110 191L109 189H111L112 191L114 190L113 185L115 183H117V181L115 180V183H114L113 179H117L118 180ZM126 177H129V178H126ZM161 177L163 179H161ZM196 177L197 178L199 177L198 178V181L196 179H194ZM70 178L71 179L73 178V179L70 180ZM135 178L139 182L137 180H136V182H133V181H135ZM75 179H76V181H75ZM123 179L125 180V182L122 181ZM199 179H202V180L199 181ZM6 180H8V182ZM11 180H13V181H11ZM78 180H80V181H78ZM129 180L130 181L133 180V181L130 183ZM218 180H219V178H218ZM126 181L129 182V183H127ZM194 181H196V182H194ZM208 181H210V182H208ZM197 182H199V183H197ZM9 183H10L11 186H12V184L14 185L13 186L14 189L10 185H8ZM109 183H110V185H108ZM125 183L126 184H130V185H127L126 186ZM134 183L135 184L137 183L136 186L138 188H136L135 185H132ZM175 183H176V185H175ZM231 183L233 185H235V186H233ZM57 184H59L58 185L59 187L57 186ZM68 184H69V186H68ZM167 185H168V187L170 186L169 188L172 187L171 185H175L176 187L174 186L170 190H168ZM204 185H205V187H203ZM133 186H135L134 189L132 188ZM108 187H109V189H108ZM128 187H130V188H128ZM150 188H151V190H150ZM178 188H179V190L181 189L180 187H178ZM11 189H13V190H11ZM54 189H56V190H54ZM130 189H131V192L133 190H135V193L137 191L138 192L136 194L130 193ZM144 189H147V190L145 191ZM224 189H227V190H224ZM3 190H5V191H3ZM6 190H8V191H6ZM102 190H103V192H101ZM127 190H128V192H127ZM143 190H144L145 193H141V192H143ZM139 191H141V192H139ZM239 191H240V194H239ZM3 192H5V194L7 192L6 196H5V194H3ZM69 192L70 193L72 192V194H71L72 197L68 199V197H70V195H69L70 193ZM147 192H149L150 194L148 193V195H147L146 194ZM46 193H48V194H46ZM81 193H82V195H81ZM139 193H141V194H139ZM241 193H243V194H241ZM44 194L47 196V202H50V201H54L55 202V199H56V202H57L56 203L57 205H55V203L53 202L54 203L53 205H55V207H56L55 208L56 211H54V208H53L54 206L52 205V202L47 204L48 209L45 208V211H44L46 214L43 212V214L45 216L47 215V217H45L44 215H42V209H41V207L39 205V202H40L39 200L40 199L42 200V198L45 196ZM53 194H56V196L59 197V200L60 201L57 200L58 198L55 197V195H53ZM84 194H85V196H84ZM101 194L103 195L102 197H103V199L105 201V204H104V201H102V199H100L101 198L100 197ZM176 194H178V195H176ZM9 195L10 196L13 195V197H15V198H16V195H18V197H17L16 200L15 199L13 200L12 197H10ZM87 195H88V193H87ZM121 195L124 196V197H122ZM166 196H168V197H166ZM192 196H193V198H192ZM4 197L6 199L9 197L10 199L9 198L8 199H9L10 202L8 201V199L6 200ZM141 197H143V198H141ZM130 198H131V200H130ZM176 198H178V199H176ZM242 198H243V201L241 202ZM4 199L6 201H8L9 203H11V201L13 200L12 203H11L12 204L11 206L12 207L14 206L13 207L14 209H12V207L10 206V204L8 202H7V204H5L6 201ZM138 199H139V201L141 203H142V201H144V200L145 201L141 204L140 202H138ZM4 201H5V203H4ZM153 201H154V203H158V205L155 204L156 205L155 206L154 203H153ZM160 201H162V202H160ZM14 202H15V205L13 204ZM170 202L171 203L175 202L172 205L177 208V210L174 211V215H172L173 216V219H174L173 221H171V219H170L171 218L170 217V214L171 213L169 212L170 210L169 211L167 210L168 207L171 205ZM181 202H183V203H181ZM3 203H4V205H3ZM58 203H60V204H58ZM102 203L104 204V207L102 206ZM168 203L170 205H168ZM180 203H181V205H180ZM239 203H241V204H239ZM8 204L11 207L10 209H8L9 207L8 208L5 207ZM61 204H62V207H61ZM134 204L137 207L139 205V207H138L139 209L135 206L134 210L133 209L131 210L130 207H131V205L133 207ZM140 204L142 205V207H141ZM18 205H19V208H17ZM100 205H101V207H100ZM111 205L112 204H110V206ZM151 205L153 206V209L152 208H149V207H151ZM49 206H50V208L52 207L50 210H49ZM124 206H127V207H124ZM57 207H60V208H57ZM89 207L90 208H92V207L95 208L96 207L95 208V211H94V208L90 209ZM175 207H173V208L176 209ZM242 207H244L245 209L242 208ZM99 208H101V209L103 208L102 209L103 212L99 211L100 210ZM127 208H128V210H127ZM189 208H190V210H189ZM62 209H64L65 211H62ZM66 209H68V210H66ZM89 209H90V211L94 212V214H92V212H88ZM145 209H146L147 212L144 211ZM151 209H152V211H150ZM139 210H140V212H139ZM148 210L151 213H149ZM96 211H98V212H96ZM6 212H7V214H6ZM8 212L10 213V215H8ZM13 212H15V213H13ZM141 212L142 213L145 212V213H149V214H148V216L145 213L144 214H141L142 216L138 215V213L140 214ZM183 212H185V213H183ZM52 213L55 214V215L53 214L54 215V218H53ZM56 213H58L62 217H60ZM89 213H90V215H89ZM122 213H123V215H122ZM128 213H130V216L129 217H128V215H129ZM4 215L6 217H3ZM56 215H58V216H56ZM93 215H94V217L92 218ZM98 215H101V216L98 217ZM136 215L138 217H136ZM150 215L152 217H150ZM90 216H91V218L89 220L88 217H90ZM95 216H96V218H95ZM134 216L137 219H135ZM43 217L46 218V219L44 220ZM97 217L98 218H103V221H101L102 219H100V220L98 219V221H100L101 223L98 222L97 221ZM242 217H244V219ZM8 218L9 219L11 218L12 222H13V219H14V222L13 223L10 222L11 220L9 221ZM94 218L96 220H94ZM148 218H149V220H148ZM61 219H62V221H61ZM47 220H48V222L50 224L47 222ZM78 220H79V218H78ZM132 220H134V222ZM51 221H52V223H51ZM131 221L133 222V224H132ZM242 221H244V224H242L243 223ZM171 222L173 223V225H172ZM6 223H8V225ZM9 223H11L12 224V227H15L16 229L15 228H11V224L9 225ZM130 223L132 225H130ZM190 223L192 224V226H191ZM239 223L242 224L241 226L243 228L240 226ZM252 223H254V224H252ZM61 224H63L65 227L64 226H61ZM92 224H93V226H92ZM5 225H7L9 228L7 227V229H6ZM59 225H60V228H59ZM244 225H246L245 226L246 228H244ZM97 226L100 228V230H99V228ZM108 226H111L113 228L110 229ZM136 226H138V227H136ZM103 227L104 228L107 227L108 229L107 228L104 229ZM102 228L104 229V231H103ZM8 229H9V231H8ZM14 229L16 230L17 233L14 231ZM54 229H56V230H54ZM238 229L241 230V231L243 230L245 232L244 235H243L242 234L243 231H242V233L240 231V233L243 236V237L241 236L242 238L240 237V235H239V237L237 235V233L239 234ZM93 230H94V232H93ZM3 231H5V232H3ZM10 231H11V233L13 231V233L12 234H9ZM6 232L8 234H6ZM14 232L16 234H18V235H16ZM101 232H102L103 235L100 234ZM86 234H88L87 235L88 237L86 236ZM95 234H97V235H99V237H101L100 240L98 239L97 236H95ZM113 234H115L114 235L115 238L113 237ZM92 235H94V236H92ZM100 235H102V236H100ZM15 236L17 237V239H16ZM166 236L169 237V238L167 237L168 240L166 239ZM18 237L21 238L22 240L21 239L19 240ZM105 237H106V239H105ZM12 239H14V240H12ZM97 239L100 241L99 243L98 242L96 243V241H98ZM101 239H102V242H101ZM122 240H123V242H122ZM18 241H20V242H18ZM77 241H78V243H77ZM24 242H26V244ZM22 243H23V245H22ZM77 244H78V246H76ZM121 244H123V245H121ZM15 245H16V247L20 245L19 246L20 248L18 250V247L17 248L15 247V251H14L15 254H14V253H12L13 250H11V249ZM93 245H94L95 248L93 247ZM117 245H119L121 247L120 248H117V247H119ZM144 245L147 246L148 248L146 249V247ZM232 246H233V248L231 249ZM97 247H98V250H97V253H96ZM57 248H58V246H57ZM77 248H80V249H77ZM107 248H109V249H107ZM111 248L113 250H111ZM226 248H227V250H226ZM228 248H229V250H228ZM119 249H120V251H119ZM224 250H226V251H224ZM93 251H95L96 254H94ZM21 252H23V253H21ZM135 252H137V253H135ZM109 253H112V254H109ZM148 253L150 255H148ZM91 254L92 255L94 254V255L91 256ZM99 254H101V256H99ZM124 254H125V256H122ZM95 255H97V258H95ZM134 255L137 256V258ZM18 256L19 257L21 256V257L19 258ZM107 256H108L109 259H107ZM109 256H111V257H109ZM130 256L131 257L134 256L135 258L134 257L131 258ZM99 257H100V259H99ZM125 257L127 259H125ZM6 258L1 259L0 260V264H2V263L3 264H6L7 262H10V261H6ZM45 259H47L48 261H46ZM91 259H93V260H91ZM14 261H15V263H14ZM65 261H66V263H65ZM12 262H10L9 264H12Z\"/></svg>",
    "mask_w": 264,
    "mask_h": 264
}]
</instances>
